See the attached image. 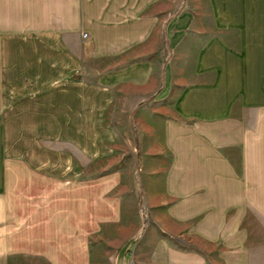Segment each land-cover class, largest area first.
Segmentation results:
<instances>
[{
    "label": "crops",
    "instance_id": "crops-1",
    "mask_svg": "<svg viewBox=\"0 0 264 264\" xmlns=\"http://www.w3.org/2000/svg\"><path fill=\"white\" fill-rule=\"evenodd\" d=\"M260 115L264 0H0V201L54 233L85 198L115 206L137 168L149 204L263 205ZM227 234L231 264L234 238L250 246Z\"/></svg>",
    "mask_w": 264,
    "mask_h": 264
},
{
    "label": "rangeland",
    "instance_id": "rangeland-1",
    "mask_svg": "<svg viewBox=\"0 0 264 264\" xmlns=\"http://www.w3.org/2000/svg\"><path fill=\"white\" fill-rule=\"evenodd\" d=\"M181 125V134H218L220 128L198 122ZM129 176L121 174L115 206L89 197L69 207L79 211L72 218L80 220L73 222V230L62 233L53 232L50 215L46 221H28L25 202L0 201V264H224L223 236L234 237L237 231L247 232L250 247L241 255L242 245H236L240 241L234 238L227 246L228 261L242 264L245 256L248 264H264V204L153 205L145 186L156 176L138 168L131 183ZM84 193L90 195L91 189ZM226 213L227 233L220 228ZM204 229L212 238L203 239L198 231ZM253 243L257 244L252 247Z\"/></svg>",
    "mask_w": 264,
    "mask_h": 264
},
{
    "label": "built area",
    "instance_id": "built-area-1",
    "mask_svg": "<svg viewBox=\"0 0 264 264\" xmlns=\"http://www.w3.org/2000/svg\"><path fill=\"white\" fill-rule=\"evenodd\" d=\"M84 36V35H83Z\"/></svg>",
    "mask_w": 264,
    "mask_h": 264
}]
</instances>
